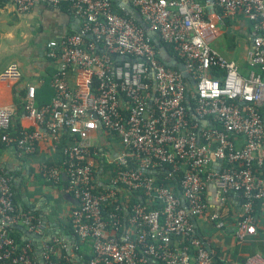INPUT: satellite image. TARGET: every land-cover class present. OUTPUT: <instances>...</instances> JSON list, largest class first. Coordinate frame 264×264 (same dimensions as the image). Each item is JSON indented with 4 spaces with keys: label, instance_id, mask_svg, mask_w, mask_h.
Returning <instances> with one entry per match:
<instances>
[{
    "label": "built area",
    "instance_id": "2783aa9c",
    "mask_svg": "<svg viewBox=\"0 0 264 264\" xmlns=\"http://www.w3.org/2000/svg\"><path fill=\"white\" fill-rule=\"evenodd\" d=\"M6 1L25 12L36 0ZM43 1L66 4L81 25L79 33L47 42L46 56L58 64L50 78L51 101L38 106L35 87L27 85L23 109L41 129L12 134V110L0 105V141L19 154L33 153L42 138L67 140L60 162L42 167L40 175L55 183L65 175V190L77 202L70 215L76 241L44 240L42 264H60L61 249L77 251V239L90 241L86 264H214L190 220L205 214L217 228L224 226L219 211H207L204 190L211 182L222 198L239 195L236 237L255 233L256 204L264 202V0H213V13L198 0H128L147 28L114 11L111 0ZM238 14L252 40L245 71L210 45L219 36L214 20ZM146 30L171 45L189 80L159 59ZM119 55L132 59L117 60ZM71 67L87 72L75 89L67 80ZM215 68L223 72L215 76ZM19 75L15 64L2 73ZM99 126L122 146L103 186L95 179L96 149L88 139ZM167 164L165 179L177 176V188L145 172ZM132 191L144 199L128 208ZM13 198L11 178L0 167V264H36L31 244L18 243L10 227L39 234L45 224L17 209ZM233 264H264V257L255 253Z\"/></svg>",
    "mask_w": 264,
    "mask_h": 264
},
{
    "label": "crops",
    "instance_id": "0c3cea01",
    "mask_svg": "<svg viewBox=\"0 0 264 264\" xmlns=\"http://www.w3.org/2000/svg\"><path fill=\"white\" fill-rule=\"evenodd\" d=\"M214 23L218 27L219 36L213 40L215 42L212 47L245 71L248 52L252 46L247 20L238 14L235 17L222 16L221 20L215 19ZM80 25V20L65 4L54 6L43 0H36L27 11L19 12L11 2L0 0V105H6L12 110V134H15L17 128L41 129L23 109L27 85L35 87L36 104L41 100H51L54 93L50 78L58 64L46 56L47 42L79 33ZM233 34L246 35L249 40L245 42L240 38V45L234 46L233 38L229 36ZM224 35L227 42L223 45L230 47L226 46L221 51L217 40ZM154 36L157 38L156 33ZM12 64L16 65L20 75L17 78L3 77L4 70ZM86 76L87 72L82 68L71 67L67 80L75 89ZM88 139L96 149L95 179L100 186L106 185L116 170L115 161L122 151L120 140L101 126L90 131ZM66 142V139L63 143H56L52 137L42 138L37 142L33 153L24 154H19L13 147L0 144V167L11 178L15 204L20 210L32 212L45 224L39 234L26 233L22 230L24 226H17L24 239L30 234L39 264L44 240L57 236L69 246H73L76 241V236L71 231L70 215L77 202L65 190V175L57 183L46 181L40 175L42 167L60 162L63 158L62 144ZM222 197L213 182L206 186L204 198L207 211L217 210L221 213L224 220L222 228H217L205 214L193 216V220L190 217L195 235L213 253L214 264L242 262L255 253L264 257V209L260 206L261 209L256 211L255 233L239 240L235 235L236 222L241 213L239 195L229 193L225 198ZM86 242L88 245L84 246L89 247V253H93L90 241H84ZM83 254L86 255V252L83 251L81 255L78 250H67L72 264H85Z\"/></svg>",
    "mask_w": 264,
    "mask_h": 264
},
{
    "label": "trees",
    "instance_id": "16d2710c",
    "mask_svg": "<svg viewBox=\"0 0 264 264\" xmlns=\"http://www.w3.org/2000/svg\"><path fill=\"white\" fill-rule=\"evenodd\" d=\"M111 1H112V4H113V7H114V11H116V12H118L119 14H122V15L132 16V17L134 18L135 22H136L137 24H140V23L138 22L136 16H135V14H130V13L125 12L123 9H121V8L117 5V1H116V0H111ZM198 1H200V2L203 3V4H205V1H204V0H198ZM65 5H66V4H65ZM131 7L135 10L134 12L139 13V11L137 10V8H135L133 5H131ZM157 39H158V38H157ZM158 41H159V44L163 45V46L166 48V50L168 51V53H169L170 55L174 56L177 60L181 61V59H180V58L176 55V53L173 51L171 45L166 44V43H164L163 41H161V40H159V39H158ZM152 43H153L155 49L158 51V47H159V45L156 44L153 40H152ZM99 47H100V46H99ZM99 50H101V47H100ZM160 60H161V59H160ZM161 61H162V60H161ZM162 62H163V61H162ZM163 63H164V62H163ZM164 64H165V63H164ZM165 65H166V64H165ZM169 67H170V66H169ZM174 68H175V67H174ZM222 72H223V71H222L221 69H217V68H215V69L212 70V73H213L215 76H219ZM95 79H96V77L94 76V77H93V81H94ZM186 80H189V77H186ZM191 91H192V87H191V83L189 82V84H188V92H187V100H188V105L190 106V109H189V111H188V116H189L190 119L193 120V117H192V115H191V109H192L193 106H194V99H193V96H192V94H191ZM53 93H54V90H53ZM52 96H53V95H52ZM51 98H52V97H51ZM50 101H51V100H41L39 103H37V105L40 106V105H43V104H47V103H49ZM9 129H11V127H10ZM19 130H21V129H18V128H17V129L15 130V131H16L15 134H17V133L19 132ZM64 136H66V134H64ZM0 144L5 145V144H4L3 142H1V141H0ZM62 145H63V144H62ZM129 165H130V164H129ZM169 170H170V165L167 164V165H164V167H162V168L159 167V168H155V169H153V170H152V169H148V170H146L145 172H146L147 174H152V175L156 176L158 182L171 183V184H173L174 186H176V188H177V183H178V177H177V176H176V177H173V178H171V179H165V176H164V175H166V174L169 172ZM180 174H181V173H180ZM14 198H15V195H14ZM14 198H13V200H14ZM127 199H128V200H126V205H128V208H129V205H130L131 203L136 202V201L141 200V199H144V197L141 198L139 192L132 191L130 194L127 195ZM263 203H264L263 201H258L257 204H256V208H255V210L257 211L258 209H261ZM14 204H15V201H14ZM15 206H16L17 209L20 210V208H19L16 204H15ZM260 206H261V208H260ZM126 213H127V210L124 211V216H125ZM33 215H34L35 217H37L35 214H33ZM17 226H18V225H14V226H11V227H10V228H11V233H12V235L15 237L16 241H17L18 243H20V244H23V243L29 242V243L31 244L33 250H34V256H35V259H36L37 257H36V255H35V246H34V243L32 242V239H31V237H30V234H29L28 237H26V238L24 239V238H23V235L21 234V232H20V230L18 229ZM71 231H73V229H72V225H71ZM28 238H29V239H28ZM77 244H78V248H77V250H78V254H81V255H82L83 251L86 252V255L83 254V256H82V260H83L84 263L86 264L87 261L89 260V258L92 257V254H93V253H89V247L84 246V244H85V245H88L87 242H86V243H84V242H81V243H80V242L78 241V239H77ZM90 246H91V245H90ZM36 261H37V260H36ZM37 262H38V261H37ZM37 262H36V264H38ZM59 262H60V264H72V263L70 262V260H69V257H68V255H67V251H66V250L61 249V251H60V253H59Z\"/></svg>",
    "mask_w": 264,
    "mask_h": 264
},
{
    "label": "water",
    "instance_id": "95a60500",
    "mask_svg": "<svg viewBox=\"0 0 264 264\" xmlns=\"http://www.w3.org/2000/svg\"><path fill=\"white\" fill-rule=\"evenodd\" d=\"M116 1H117L118 6H120L125 12L130 13V14H135L140 25L142 27L147 28L146 23L143 21L141 14L134 12L135 10L131 7L128 0H116ZM206 7L210 13H213L215 11L213 0H206ZM146 34L148 36H150L156 44L159 45V47H158L159 59H161L166 65L171 66V67H175L183 77H185V78L189 77L190 74H189L188 70L186 69L185 65L183 64V62L177 60L174 56L170 55L168 53V51L166 50V48L163 45L159 44L158 39L154 36V32L151 30H146ZM116 59L117 60H123V59H132V58L128 55H119ZM193 116H194V118L199 119L195 115H193ZM199 121L202 124H204L206 122L205 119H199ZM190 217L192 220L194 219L193 216H190ZM22 230L24 232L28 233L24 227L22 228ZM40 263L42 264V260H40Z\"/></svg>",
    "mask_w": 264,
    "mask_h": 264
},
{
    "label": "rangeland",
    "instance_id": "374dc122",
    "mask_svg": "<svg viewBox=\"0 0 264 264\" xmlns=\"http://www.w3.org/2000/svg\"><path fill=\"white\" fill-rule=\"evenodd\" d=\"M225 35L227 36V34H225ZM225 35L221 39L217 40L218 42H220V45L218 46V48L221 51L224 49V47L229 46L227 44L223 45L224 43L227 42ZM229 36H230V38H233L232 43H233L234 46H236V44H239L240 45V40H241L240 38L244 39L245 42H247L249 40V38L246 35L240 36L238 34H233V36L232 35H229ZM214 42L215 41H213L211 43V46L213 45Z\"/></svg>",
    "mask_w": 264,
    "mask_h": 264
}]
</instances>
